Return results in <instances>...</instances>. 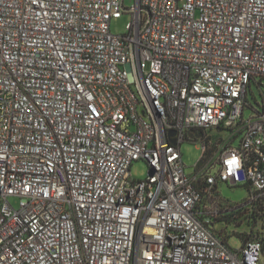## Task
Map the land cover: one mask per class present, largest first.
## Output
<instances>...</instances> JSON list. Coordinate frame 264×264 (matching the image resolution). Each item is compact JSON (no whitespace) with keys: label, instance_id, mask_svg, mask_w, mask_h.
<instances>
[{"label":"built area","instance_id":"obj_1","mask_svg":"<svg viewBox=\"0 0 264 264\" xmlns=\"http://www.w3.org/2000/svg\"><path fill=\"white\" fill-rule=\"evenodd\" d=\"M259 78L264 0H0V264H260L209 228L214 186L264 197Z\"/></svg>","mask_w":264,"mask_h":264},{"label":"rangeland","instance_id":"obj_2","mask_svg":"<svg viewBox=\"0 0 264 264\" xmlns=\"http://www.w3.org/2000/svg\"><path fill=\"white\" fill-rule=\"evenodd\" d=\"M135 0H125V6L128 8L133 7ZM132 21V16L125 14L119 19L112 20L111 31L114 35H122L128 32V26ZM260 82V83H259ZM248 107L244 111L245 118H250L256 111H264V79L252 81L251 87L248 89L247 96ZM210 135H218L215 130H208ZM182 153L184 164L187 168V173L195 172V166L202 156L201 143L186 141L182 145ZM132 178L135 180L145 181L149 175V166L146 161L140 160L133 164L131 168ZM219 192L221 197L228 204L242 203L248 196L247 190L244 187H232L228 184H219ZM11 203L15 208H19L20 199L11 198ZM258 227L263 233H259V237L264 239V224L259 223ZM244 227H236L231 224L227 227L228 244L234 250H240L243 246V241L240 234L244 233ZM260 264H264V252L261 255Z\"/></svg>","mask_w":264,"mask_h":264},{"label":"trees","instance_id":"obj_3","mask_svg":"<svg viewBox=\"0 0 264 264\" xmlns=\"http://www.w3.org/2000/svg\"><path fill=\"white\" fill-rule=\"evenodd\" d=\"M257 80L258 79H254V81ZM252 81L249 87H251ZM247 107L248 104L246 98L244 104V111ZM257 112L258 111H256L255 114ZM220 131H222V129L218 128L217 132ZM237 137L238 136L231 137L229 139L228 146L231 147ZM217 139L218 137L215 138V140ZM232 187H244L248 193L247 198L242 203L228 204L221 197V194L219 192V185L214 186L211 191L213 192L218 201L217 214L212 218L209 228L216 238L220 239L223 244L227 245V227L231 224H235L236 227H244V233L239 235L243 241V245L249 241H259L262 244L264 252V239L260 238L258 233H262L260 231V228L258 227L259 223L264 224V197L252 201L250 199L251 184L248 181L238 183ZM199 189H201L202 195L205 194L204 187L199 186Z\"/></svg>","mask_w":264,"mask_h":264},{"label":"water","instance_id":"obj_4","mask_svg":"<svg viewBox=\"0 0 264 264\" xmlns=\"http://www.w3.org/2000/svg\"><path fill=\"white\" fill-rule=\"evenodd\" d=\"M170 135H171V136H172V135H174V132H171V133H170ZM172 142H173V143H175V141H174V140H173Z\"/></svg>","mask_w":264,"mask_h":264}]
</instances>
